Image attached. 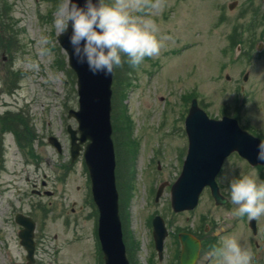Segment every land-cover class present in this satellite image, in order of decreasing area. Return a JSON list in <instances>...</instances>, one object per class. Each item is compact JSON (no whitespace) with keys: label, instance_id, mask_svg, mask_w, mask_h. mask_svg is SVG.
Wrapping results in <instances>:
<instances>
[{"label":"rangeland","instance_id":"obj_1","mask_svg":"<svg viewBox=\"0 0 264 264\" xmlns=\"http://www.w3.org/2000/svg\"><path fill=\"white\" fill-rule=\"evenodd\" d=\"M233 1L236 4L229 8ZM4 2L9 8L6 14L11 28L5 31L4 21L0 20V115L3 121L21 123L24 133L27 127L30 140L23 137L19 141L28 156L12 132H3L0 141V264H99L98 259L103 264L96 236L98 212L82 152L70 162L66 125L77 126L67 113L78 106L76 77L56 39L67 0H0V6ZM149 3L152 7L144 14L159 27L161 55L146 58L135 69L127 64L117 68L112 84V137L115 143L118 141L123 163L128 160L129 165L131 161L125 147L127 135L136 147L131 153L135 160L129 182H121L125 186L121 208L126 214L125 233L134 250L142 244L146 215L161 211L169 197V184L179 174L175 160L185 143L178 133L169 134V122L177 113H186L192 98L210 117L220 118L224 113L236 117L238 113L241 121L236 118L242 124L251 118L256 129L264 130V0ZM240 39L241 45L235 51ZM32 63L38 65V70L30 67ZM245 73L248 77L243 81ZM114 99H118L116 103ZM48 135L62 144L61 155L56 154ZM30 149L33 157L39 156L37 160L30 157ZM43 156H50L56 165L65 159L71 163L64 182L57 178L60 173L53 171L54 167L41 160ZM228 164L238 175L250 174L243 172L244 165L235 158L224 167ZM117 167L116 162L119 186L127 173L121 164L118 179ZM44 171L49 173L46 188L53 193L40 197L30 189L40 188ZM155 176L159 179L154 185L169 184L167 190L163 189L161 201L150 205L147 186ZM207 196L202 194L201 208L208 207ZM36 201L49 202L41 204L43 216L35 213L40 205ZM163 210L167 212V208ZM17 212L37 222L33 263L27 262L19 242L21 226L14 221ZM135 256L141 262L143 249L135 251Z\"/></svg>","mask_w":264,"mask_h":264},{"label":"water","instance_id":"obj_2","mask_svg":"<svg viewBox=\"0 0 264 264\" xmlns=\"http://www.w3.org/2000/svg\"><path fill=\"white\" fill-rule=\"evenodd\" d=\"M83 4L84 0H78ZM68 5V2H67ZM71 24L65 33L57 36L60 46L67 53L69 66L77 77L78 110H71L70 114L78 121L80 136L76 137V130L69 128L71 133V155L74 159L79 151V143L87 138L91 141L86 146L85 159L90 169L93 198L99 209L98 234L104 252L106 264H128L121 238L120 222L117 212V192L114 185V156L111 142V81L112 75L91 73L87 65L79 64L70 56L71 47L68 35ZM195 106L193 102L192 108ZM190 117V119H189ZM187 119V129L190 136V147L185 162V168L179 180L172 188L173 203L178 197L194 200L206 183H212L211 168L221 161L219 155L222 144H228L225 153L232 149L245 151V138L237 129L235 122L214 121L194 109ZM79 142H76V140ZM57 144V143H56ZM57 147L59 148L58 144ZM193 200V201H194ZM192 202V201H191ZM17 220L24 222L20 216ZM26 229L20 232L21 243L28 250V258L32 260L33 224L24 222Z\"/></svg>","mask_w":264,"mask_h":264},{"label":"clouds","instance_id":"obj_3","mask_svg":"<svg viewBox=\"0 0 264 264\" xmlns=\"http://www.w3.org/2000/svg\"><path fill=\"white\" fill-rule=\"evenodd\" d=\"M149 0H68L62 17L61 34L71 24L68 43L70 56L87 65L93 74L112 75L127 64L140 67L146 58H156L163 48L156 21L145 10ZM46 42L48 38H45ZM38 70V65L30 64ZM258 165L264 167V140L258 145ZM228 185V195L234 214L241 222L264 221V186H257L253 174L236 175L228 164L221 169ZM215 264H254L252 254L242 248L235 237L226 236L213 249Z\"/></svg>","mask_w":264,"mask_h":264},{"label":"flooded vegetation","instance_id":"obj_4","mask_svg":"<svg viewBox=\"0 0 264 264\" xmlns=\"http://www.w3.org/2000/svg\"><path fill=\"white\" fill-rule=\"evenodd\" d=\"M1 115H0V141L3 132H12L15 137H25L21 123L15 125L10 120V123L4 126L1 130ZM27 132V127H24ZM254 136L260 140H264V130L257 129ZM49 136V135H48ZM232 156L240 158L245 165L243 172L252 173L254 175V182L257 186H264V167L260 165H251L245 159L233 154ZM36 159L39 156L32 157ZM49 167L55 168L53 171L61 172L66 170L65 161L56 165L53 161L41 157ZM44 180L41 184L45 185V181L49 176L47 172H41ZM29 177H26L28 181ZM222 179V176H221ZM221 193L228 194L227 183L222 179L219 181ZM225 187H227L225 189ZM32 193L39 194L38 189H31ZM225 195V194H224ZM227 202L222 206H216L213 202L210 204L209 210L204 213L200 211L199 202L192 211L186 212H171L170 214L164 212L160 214L161 223L167 229V233L161 241V237L154 232L153 217L146 220L144 223V238L139 248L143 249L144 256L139 262L136 260L135 251L139 248L131 247V262L132 264H183L190 260L191 253L194 257L190 264H215V257L213 256V249L226 236H233L238 244L249 251L254 257V264H264V221L259 223L241 222L234 214L236 205L230 201V197L225 196ZM223 210V211H222ZM187 235L189 240L188 245H184L181 235ZM197 245V247L195 246ZM195 248L197 251L195 252Z\"/></svg>","mask_w":264,"mask_h":264},{"label":"bare ground","instance_id":"obj_5","mask_svg":"<svg viewBox=\"0 0 264 264\" xmlns=\"http://www.w3.org/2000/svg\"><path fill=\"white\" fill-rule=\"evenodd\" d=\"M64 12L66 11V7L64 8V10H63Z\"/></svg>","mask_w":264,"mask_h":264}]
</instances>
